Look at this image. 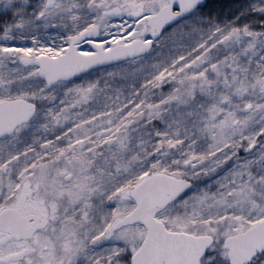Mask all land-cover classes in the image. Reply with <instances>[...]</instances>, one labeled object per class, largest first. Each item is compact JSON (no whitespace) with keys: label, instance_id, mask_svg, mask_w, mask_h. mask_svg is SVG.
I'll list each match as a JSON object with an SVG mask.
<instances>
[{"label":"snow or ice","instance_id":"obj_1","mask_svg":"<svg viewBox=\"0 0 264 264\" xmlns=\"http://www.w3.org/2000/svg\"><path fill=\"white\" fill-rule=\"evenodd\" d=\"M0 264H264V0H0Z\"/></svg>","mask_w":264,"mask_h":264}]
</instances>
